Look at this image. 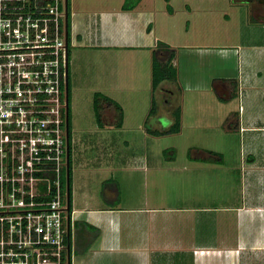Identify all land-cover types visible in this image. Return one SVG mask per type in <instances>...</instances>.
<instances>
[{"label":"crops","instance_id":"obj_1","mask_svg":"<svg viewBox=\"0 0 264 264\" xmlns=\"http://www.w3.org/2000/svg\"><path fill=\"white\" fill-rule=\"evenodd\" d=\"M169 2L133 0L124 6L125 0H68L70 100L79 91V78L92 79L91 83H97L90 89L110 98L101 102L106 105L104 109L112 106L113 117L112 122L100 120L96 140L81 142L76 148L70 130V264H264V152L246 147L261 136L257 133L264 132L263 44H196L194 33L206 26L215 7L201 8L199 0H183L169 10ZM262 2L229 0L227 8L246 7L243 10L252 15L255 28V24L264 22ZM177 8L188 15L183 16V27L176 17ZM200 12L206 14L205 21L196 17ZM222 16L227 24L235 15ZM158 39L176 47L173 60L177 80L162 81L152 91L151 49ZM165 89H171V99L164 98ZM147 93L150 100L154 96L156 107L142 121L145 108H139L141 103L146 107ZM234 94L240 104L236 116L226 114L230 120L227 127L234 125L245 132L244 153L251 154L242 159L238 178L242 190L237 202L225 201L221 191L215 189L213 172L222 164L218 156L199 150L195 156L178 158V165L168 167L161 157L152 162L151 157L137 155L134 150L136 138L167 135L151 134L145 128H166L173 120L174 105L180 108L179 100L188 98L191 105H196L198 99L212 95L225 99ZM192 115L199 116L200 112L195 110ZM231 118L235 124L231 125ZM197 123L185 121L180 109L178 131ZM102 131L127 133L131 138L114 136L112 140ZM122 145L132 148L119 156ZM78 147H95L97 155L80 159ZM82 165L89 174L92 168L107 172L99 182L114 178L115 171L124 174H115L119 185L101 187L97 196L98 180L91 188L87 183L85 189L81 172L74 170ZM171 171L176 172L173 177ZM200 172L204 178H200ZM192 187L199 189L196 194L189 190ZM249 187L254 190L249 191ZM172 191L181 197L178 202L168 201ZM96 228L98 233L92 237Z\"/></svg>","mask_w":264,"mask_h":264},{"label":"built area","instance_id":"obj_2","mask_svg":"<svg viewBox=\"0 0 264 264\" xmlns=\"http://www.w3.org/2000/svg\"><path fill=\"white\" fill-rule=\"evenodd\" d=\"M64 13L0 0V264H70Z\"/></svg>","mask_w":264,"mask_h":264},{"label":"rangeland","instance_id":"obj_3","mask_svg":"<svg viewBox=\"0 0 264 264\" xmlns=\"http://www.w3.org/2000/svg\"><path fill=\"white\" fill-rule=\"evenodd\" d=\"M126 2L132 3L133 0H125ZM155 1V0H153ZM184 3L183 0H171L168 6L171 9L172 5L177 7L178 4ZM200 2L201 8L214 7L216 11H212L211 16L205 21L207 18L206 14L200 12L201 14H197L196 16L201 22L204 20L206 22V26L199 27L195 37L198 39L196 44L200 45H213V44H226V45H236V44H263L264 48V22L262 24L257 25L255 28L252 26L251 18L252 15L244 12L243 8H233L229 9L228 2L229 0H204ZM242 6V5H241ZM181 8V6H179ZM178 7V8H179ZM175 11L177 13L176 17L180 18L182 27L184 26L183 20L185 18L183 16H188L182 10ZM246 10V9H245ZM229 13L235 15L234 20H230L227 24L222 21V14L229 15ZM244 15V16H243ZM182 19V20H181ZM239 19V20H238ZM203 21V22H204ZM238 21V22H236ZM200 22V23H201ZM199 23V25H200ZM255 29V30H254ZM192 33L187 34L190 36ZM176 48V47H174ZM90 58H94L93 54H90ZM92 61V59H90ZM90 61V62H91ZM80 63V61H79ZM80 73L84 74V70L81 68ZM103 79V78H102ZM70 84L73 86V79H70ZM92 79H87L86 77L79 78V91H75L69 103V125L70 130L73 129L72 138L75 139V148L81 144V142H90L96 140L97 136L100 134V129L98 124H100V120L103 121H113L112 117V106L110 108H105L106 105H103L101 100L105 97L103 93L94 92L90 89V85L95 86L97 83ZM89 87V88H88ZM162 90V89H161ZM171 89H165V93L163 94L164 98H170L171 94L169 91ZM163 91V90H162ZM96 94V102L94 104V95ZM217 95H212L209 99H198L199 101L193 103L191 105V100L185 98L183 101H178L180 103L181 111H184V119L188 122V120H196L197 124H193L190 127L183 128L181 131L170 133L167 135H163L160 137H154L151 135L145 136L143 138H136V145L134 150L137 152V155H147L151 157L153 160L159 157L163 161V164L168 167L176 166L179 164L178 158H188L195 156V154L199 153V150H204L209 152L210 154L216 155L219 157V161L222 162L219 165L216 171L213 172L214 182L217 183L215 189L221 191L223 194L225 201H231L232 203L237 202L240 199L241 192V183L238 181L240 178V171L243 167V158L246 156L247 158L251 157L250 152L244 153L243 140H245L246 135L245 132L239 130L238 127L234 128L235 120L231 118V125L233 127L228 128L227 125L230 124V120L226 119V114L231 113V115H235L238 112L239 106V98L237 94L232 95L228 98L216 97ZM160 97V96H159ZM110 99V98H109ZM170 99L167 102H170ZM264 102V100H263ZM141 103V102H140ZM146 107L140 105L139 110H143L144 108V116L141 117L142 121L146 116V113L151 105L150 96H146ZM175 103V102H174ZM145 104V100H144ZM98 105V106H97ZM176 107V105H174ZM174 107L172 109H174ZM200 112L199 116H193L194 111ZM193 111V112H192ZM236 116V115H235ZM229 120V121H228ZM230 125V126H231ZM106 129V128H103ZM111 130V129H110ZM103 134H108V136L114 140V136H118V138H131L127 133L121 132H103ZM261 135L260 137L250 140L251 145L248 142V150L258 151L259 153L264 152V132L257 133ZM245 135V136H244ZM139 136V133H137ZM113 137V138H112ZM246 141V140H245ZM244 141V142H245ZM122 144V143H121ZM123 147L119 150V156L125 155L128 151L131 150L132 145L129 147L122 145ZM71 148L73 147V142H71ZM79 148V147H78ZM80 151L78 154L80 155V159L82 157L88 156H96L97 151L96 148H79ZM166 152L164 153V151ZM73 153V150L71 151ZM116 153V152H115ZM74 157V156H73ZM116 157V155H114ZM176 157V158H175ZM174 158V159H167ZM165 159V160H163ZM221 159V160H220ZM167 160V161H166ZM156 160L152 161L155 162ZM162 164V165H163ZM83 166V167H82ZM81 167L74 168L75 171L81 172V179L85 182V189L88 187L87 183L91 186L94 185V180H98V184H96L95 193L99 196V191L103 188H110L114 185H119L120 181L116 180L115 174L122 176V172L115 171L113 172V180H109L106 183L103 181L107 180L102 179L101 182L99 180L101 178H105L107 176V172L103 174V172H97L94 168L90 170L82 165ZM81 168V169H79ZM134 175V172H129ZM136 173V172H135ZM170 177H173L176 172L171 171ZM238 174V176H237ZM110 175V173H109ZM200 178H204L203 172L198 174ZM90 176V177H89ZM89 177V178H88ZM123 177V176H122ZM176 177V176H175ZM110 178V177H108ZM90 181V182H89ZM122 181V180H121ZM124 187L127 188L125 182L123 181ZM94 187V188H95ZM196 188V186H194ZM194 187L189 190L196 194L199 189H195ZM218 188V189H217ZM100 189V190H99ZM122 188L121 190H123ZM179 191V189L177 188ZM254 188L249 187V191H253ZM126 191V189H125ZM218 197V196H217ZM169 202H178L180 200V196L177 194V191H172V194L168 195ZM220 201V199L218 198Z\"/></svg>","mask_w":264,"mask_h":264},{"label":"trees","instance_id":"obj_4","mask_svg":"<svg viewBox=\"0 0 264 264\" xmlns=\"http://www.w3.org/2000/svg\"><path fill=\"white\" fill-rule=\"evenodd\" d=\"M169 4L167 3V7L170 10ZM124 6H127V2L125 1ZM67 16V24H68V35H67V44H68V36H69V12ZM176 48L172 47L168 43L158 39L155 43V46L151 49V65H150V84L152 91L155 90L159 86V84L162 81L165 80H177V69L174 64L173 58L175 57ZM219 79H217L218 81ZM216 81V80H215ZM216 84V83H215ZM67 96H68V106L70 102V86H69V79L67 74ZM104 98L109 99V97L105 96ZM110 100V99H109ZM96 102V94L94 95V104ZM98 106V105H97ZM116 106L120 108L118 103H116ZM156 107L155 98L154 96L151 97V105L147 111L146 119L154 113ZM172 118L173 120L171 123L163 129H152L149 127H146L145 129L155 135H161V134H169L177 132L180 128V108L179 106L174 107L172 109ZM120 124V121L118 122ZM68 130H69V162L66 171L65 169V175L63 176V181L66 184V180L68 181V207L70 209V183H71V175H70V125H69V107H68ZM165 150V149H164ZM166 150L164 151V153ZM221 160V159H220ZM109 180H113L111 178H107V180L103 181V183L108 182ZM67 188V185H66ZM103 188V187H102ZM70 224V222H69ZM89 225V224H88ZM70 229L69 227V235L70 236ZM98 233V229L96 228V232L93 234L92 237H94ZM84 250V249H83ZM82 252V250L80 251Z\"/></svg>","mask_w":264,"mask_h":264},{"label":"water","instance_id":"obj_5","mask_svg":"<svg viewBox=\"0 0 264 264\" xmlns=\"http://www.w3.org/2000/svg\"><path fill=\"white\" fill-rule=\"evenodd\" d=\"M68 5H67V0H65V59H64V87H65V129H66V148H67V166L69 162V152H68V146H69V130H68V96H67V61H68V51H67V35H68V22H67V16H68ZM66 166V171H68ZM66 180V185H67V210L69 211L68 207V184ZM67 225H69V214L67 216Z\"/></svg>","mask_w":264,"mask_h":264},{"label":"flooded vegetation","instance_id":"obj_6","mask_svg":"<svg viewBox=\"0 0 264 264\" xmlns=\"http://www.w3.org/2000/svg\"><path fill=\"white\" fill-rule=\"evenodd\" d=\"M256 2H258V3H260V2H262V1H264V0H255ZM263 3V2H262ZM261 6H263L262 4H261ZM261 8V7H260Z\"/></svg>","mask_w":264,"mask_h":264}]
</instances>
